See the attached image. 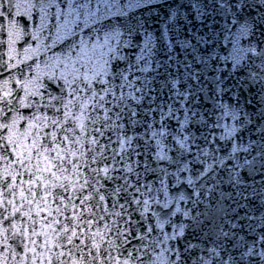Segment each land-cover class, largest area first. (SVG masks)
<instances>
[{
  "label": "snow or ice",
  "instance_id": "snow-or-ice-1",
  "mask_svg": "<svg viewBox=\"0 0 264 264\" xmlns=\"http://www.w3.org/2000/svg\"><path fill=\"white\" fill-rule=\"evenodd\" d=\"M0 264H264V0H0Z\"/></svg>",
  "mask_w": 264,
  "mask_h": 264
}]
</instances>
